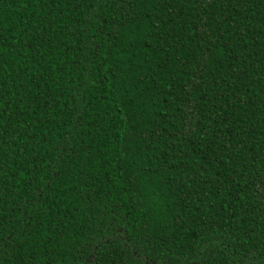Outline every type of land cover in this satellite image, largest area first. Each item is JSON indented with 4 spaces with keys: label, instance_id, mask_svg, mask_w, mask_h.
<instances>
[{
    "label": "trees",
    "instance_id": "obj_1",
    "mask_svg": "<svg viewBox=\"0 0 264 264\" xmlns=\"http://www.w3.org/2000/svg\"><path fill=\"white\" fill-rule=\"evenodd\" d=\"M0 264H264V0H0Z\"/></svg>",
    "mask_w": 264,
    "mask_h": 264
}]
</instances>
